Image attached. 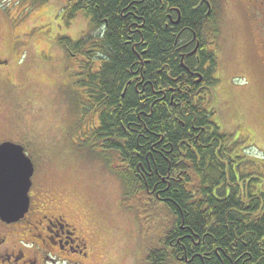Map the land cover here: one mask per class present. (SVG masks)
<instances>
[{
  "label": "rangeland",
  "instance_id": "rangeland-1",
  "mask_svg": "<svg viewBox=\"0 0 264 264\" xmlns=\"http://www.w3.org/2000/svg\"><path fill=\"white\" fill-rule=\"evenodd\" d=\"M63 1L0 0V30L11 52L5 54L6 70L14 87L0 86V144L25 148L35 165L33 203L66 213L98 246L94 263L103 257L105 264H149L148 251L159 247L157 227L165 217L152 214L153 206L144 207L139 221L135 200L123 196L125 183L91 141L94 115L84 111L76 59L61 42L64 36L78 40L87 27L79 14L77 33L65 32L66 19L59 15ZM229 9L222 82L209 91L207 108L214 111L218 133L226 135L220 140L223 154L239 171V182L252 194H264V31L239 7Z\"/></svg>",
  "mask_w": 264,
  "mask_h": 264
},
{
  "label": "trees",
  "instance_id": "trees-1",
  "mask_svg": "<svg viewBox=\"0 0 264 264\" xmlns=\"http://www.w3.org/2000/svg\"><path fill=\"white\" fill-rule=\"evenodd\" d=\"M184 1L173 2L183 5ZM67 2L72 9L66 14L67 19L82 14L91 19L96 29L105 25L106 21L109 23L106 37L102 34L96 37L89 36L70 44L68 48L77 54L76 84L85 98L84 111L92 112L94 115L93 127L90 129L92 143L99 148L100 156L105 158L125 183L126 200H135L140 214L143 213L144 207L153 206L152 214L165 217L157 227L161 237V243L159 247L157 246L158 251L152 248L148 251L149 264L155 263L156 259L160 260L161 254H163L161 257L164 255L167 257L164 256L162 262L169 264L171 258L168 259L169 253L164 249L165 240L169 233L174 231L177 233L179 229L178 232L181 231L182 216L186 228L201 235L207 234L208 246L214 247L215 239L222 241L231 238L233 228L249 229L247 234L245 233L247 229L240 232L242 240L264 238V194L257 195L252 194L248 189L241 190L240 173L232 165L231 159L223 154L220 140L226 139V135L218 133L216 124L210 122L214 112L208 111L206 94L200 99L202 102L197 108L203 107L204 119L207 125H210L205 135L213 126L215 129L209 132L208 138H201L200 143H193L194 149L188 154H185L183 143L188 136V130L181 128L176 122L180 112L174 113L171 106L167 107L162 103L153 104L152 101H144V98H139L136 92L128 93L126 98L122 96L124 82L127 79L124 75L127 70L126 65L129 59L134 57L130 46L125 45L129 33V21L123 18V14L127 15V13L142 17L139 25H142L140 30L147 46L139 53L142 54L143 50H147L145 56L155 60L154 70L148 71L150 73L147 75L148 79H151L155 86H170L165 76L156 75V70L162 68L161 65L165 63L167 48L165 12L164 9H160L161 0H148V2L146 0H67ZM140 2L144 6L143 10ZM151 6L155 7L152 10L155 17L149 9ZM136 9L140 13L137 14ZM196 17L197 15L194 17L195 26L198 23L204 25V43L218 40L217 21L206 16L198 19ZM168 97L167 101H169ZM186 109L195 116L194 110ZM161 137H163L162 141H160ZM191 138L192 136H188L189 142ZM155 143L157 144L155 149L158 150L155 160H152L151 156L147 159ZM208 143L211 146L206 152H209L198 154V147ZM218 147L221 161L215 163L214 152ZM148 160L150 164L158 165V172L151 177L148 174L144 175L145 170L136 168L138 163H141L148 171ZM169 165L172 166L170 174ZM129 166L130 168H127ZM143 176H147V182L151 186L157 184L166 190L163 195L165 202L155 194L148 193L146 178ZM163 179L166 180L165 184ZM176 236L177 234L174 235L173 241ZM205 252L210 253L213 261L214 248ZM214 261H218L216 257ZM226 261L228 264V260Z\"/></svg>",
  "mask_w": 264,
  "mask_h": 264
},
{
  "label": "flooded vegetation",
  "instance_id": "flooded-vegetation-1",
  "mask_svg": "<svg viewBox=\"0 0 264 264\" xmlns=\"http://www.w3.org/2000/svg\"><path fill=\"white\" fill-rule=\"evenodd\" d=\"M64 1L59 15L66 19L68 27L65 32L72 29L77 33L74 28L77 25V21H79L77 19L78 15L67 19L66 14L70 13L72 9L67 0ZM173 1L161 0L160 9H164L165 12L167 48L165 63L161 65L162 68L156 70V75L167 78L170 84L169 87L155 86L151 79L147 77V75H150L148 71L154 70L155 60L145 56L147 50H143L142 54L139 53L143 47L147 46L140 30L142 25H139L142 17L134 13L123 14V18L125 17L129 21V33L125 45L130 46L134 57L129 59L130 61L126 65L127 70L124 75L127 79L124 82L122 96L126 98L128 93L136 92L139 98H144V101H152L153 104L162 103L167 107L171 106L174 109V113L180 112L181 114L179 113L176 117V122L181 128L188 130V136H192L191 142H189L188 136L183 140L185 154H188L189 151L194 149L193 143H200L201 138H208L209 132L215 129L213 126L211 131L205 135L210 125H207L204 119L203 107L201 109L197 107L202 102L200 99L203 98L204 94H206L208 103L211 98L207 100L210 94L209 91H211L214 84L216 86L219 82H222L220 60L223 49L224 24L227 19L225 17L226 12L231 7H239L241 11L248 14V17L255 25L259 26L261 31H264V0H185L183 5L174 4ZM140 5L143 10L142 2H140ZM151 7L149 8L150 11L155 8ZM135 11H137V14L140 13L138 9ZM151 14L155 17L153 11ZM196 15V19L206 16L217 21L219 27L218 40H212L208 44L204 43V25L198 23L195 26L194 17ZM81 18L85 20L84 27H87L85 32H82L83 36L76 41L66 36L61 38L63 51L66 50L67 55L74 60L77 54L69 50L68 46L70 44L89 36L96 37L102 34L106 37L109 32L108 21L101 28L96 29L91 19ZM72 21L74 22L71 23ZM2 26H4L3 22L0 23V27L1 30H4ZM1 30L0 37L3 39H0V86L8 89L9 83V90L12 91L14 87L10 85L9 75L6 70L9 60L5 56V54H11V52L7 51V43L9 42L4 39L6 33L4 34ZM62 48H59V50L62 51ZM63 63H65V60L60 65ZM167 97L169 101L166 100ZM186 108L194 110L195 116L194 114L191 115L189 113L190 110ZM208 111L210 113L213 112L212 110ZM138 116L140 117V115ZM210 122L215 124L213 116L210 117ZM132 130L135 131L134 129ZM21 131L24 135L23 128H21ZM162 140L163 137H161L160 141ZM210 146V143L201 144L198 147V154L209 152H206V150ZM155 147H157L156 143L152 145L147 159L151 156V159L155 160V155L158 152ZM215 150L216 158L213 162L220 163L221 154H219V147ZM148 162V171L141 163H138L136 168L141 171L145 170L144 175L148 174L151 177L158 172V165L150 164L149 160ZM127 168H130V166ZM171 170L172 166L169 165V174ZM143 177L146 178L148 193L150 195L155 194L162 202H165L166 199L163 195L166 190H163L157 184L151 186L147 182V176ZM165 181L163 179L164 184ZM240 187L241 190H247L246 185L242 182ZM58 209L50 210L46 204L33 203L31 197L30 207L22 218L13 222H7L0 218V264H105L103 257H100L97 263L93 262V252L98 249V246L90 244L86 237L81 234L80 229L67 219L66 213ZM181 218V231L178 232L179 229L177 233L176 231L169 233L165 240L164 249L169 253L168 259L171 258L168 261L169 264H227L226 260H228V264H264V238L253 240L247 238V235L245 236L247 239L244 238L245 240L240 238V232L247 229L245 231L247 234L248 228L244 230L233 228L231 238L223 239L224 243L223 240L215 239V246L213 247L207 245V234L201 235L190 228H186L184 217L182 216ZM153 219L150 217L149 221H153ZM175 234L177 236L173 241ZM157 248L152 247V249L158 251ZM213 248L214 260L216 257L218 261H211L210 253L205 252L206 250H213ZM162 255H160L161 261L156 259L155 263L152 262L151 264H165L162 260L166 256L161 257Z\"/></svg>",
  "mask_w": 264,
  "mask_h": 264
},
{
  "label": "water",
  "instance_id": "water-1",
  "mask_svg": "<svg viewBox=\"0 0 264 264\" xmlns=\"http://www.w3.org/2000/svg\"><path fill=\"white\" fill-rule=\"evenodd\" d=\"M35 166L25 148L13 142L0 144V218H22L30 206L29 192Z\"/></svg>",
  "mask_w": 264,
  "mask_h": 264
}]
</instances>
